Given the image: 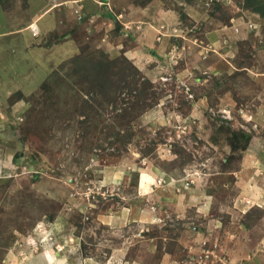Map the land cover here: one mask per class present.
Here are the masks:
<instances>
[{"label":"rangeland","instance_id":"374dc122","mask_svg":"<svg viewBox=\"0 0 264 264\" xmlns=\"http://www.w3.org/2000/svg\"><path fill=\"white\" fill-rule=\"evenodd\" d=\"M0 264H264V0H0Z\"/></svg>","mask_w":264,"mask_h":264},{"label":"built area","instance_id":"2783aa9c","mask_svg":"<svg viewBox=\"0 0 264 264\" xmlns=\"http://www.w3.org/2000/svg\"><path fill=\"white\" fill-rule=\"evenodd\" d=\"M212 253L214 255V249L208 248V249L204 250V256L206 258L210 257L209 255H212Z\"/></svg>","mask_w":264,"mask_h":264},{"label":"crops","instance_id":"0c3cea01","mask_svg":"<svg viewBox=\"0 0 264 264\" xmlns=\"http://www.w3.org/2000/svg\"><path fill=\"white\" fill-rule=\"evenodd\" d=\"M165 43V41H164V39L162 40V43H160V44H158V46L161 48V47H163V45L162 44H164ZM165 49L167 50H165L166 52H167V54L169 55V53L171 52V49L169 50V48H168V45H166L165 46Z\"/></svg>","mask_w":264,"mask_h":264},{"label":"trees","instance_id":"16d2710c","mask_svg":"<svg viewBox=\"0 0 264 264\" xmlns=\"http://www.w3.org/2000/svg\"><path fill=\"white\" fill-rule=\"evenodd\" d=\"M258 9H260V8H258ZM256 12H258V13H259V12H260V10H256Z\"/></svg>","mask_w":264,"mask_h":264}]
</instances>
